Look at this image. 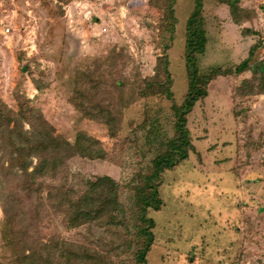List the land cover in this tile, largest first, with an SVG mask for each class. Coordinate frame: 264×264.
Instances as JSON below:
<instances>
[{"label":"rangeland","instance_id":"1","mask_svg":"<svg viewBox=\"0 0 264 264\" xmlns=\"http://www.w3.org/2000/svg\"><path fill=\"white\" fill-rule=\"evenodd\" d=\"M202 1L207 43L196 58L200 75L233 69L259 42L252 62L264 60V0ZM194 5L0 0V101L15 117L20 109L37 110L69 145L59 177L38 182L42 197L65 185L81 192L85 181L110 177L124 209L116 225L67 229L56 200L39 207L31 194L30 203L18 192L23 183L7 178L13 203L7 223L0 208V264H14L12 252L27 254L36 245L59 249L62 240L89 249L98 264H138L134 188L150 175L161 142L175 136L172 105L187 92L185 25ZM170 6L174 29L165 13ZM161 57L171 83L159 72L154 84L172 90L170 100L162 91L144 95ZM251 79L250 71L217 77L188 117L194 151L161 176L162 207L146 215L155 223L147 264H264V95L237 91ZM103 111L113 122L99 119Z\"/></svg>","mask_w":264,"mask_h":264},{"label":"trees","instance_id":"2","mask_svg":"<svg viewBox=\"0 0 264 264\" xmlns=\"http://www.w3.org/2000/svg\"><path fill=\"white\" fill-rule=\"evenodd\" d=\"M170 1L175 2V0ZM202 10L203 1L195 0L194 10L185 25L184 61L187 92L180 105H172L175 136L161 142L159 153L152 160L150 175L134 188L140 224L136 228L135 240L137 243L142 241V246L135 254L138 264H147L146 255L154 242L152 230L155 223L146 215L148 210L158 212L162 207L163 203L159 196L161 176L183 163L188 159L189 153L194 151L187 128L188 117L196 104L207 98L209 84L217 77H238L250 71L252 79L244 81L237 89L238 93L242 96L264 95V60L252 62L255 52L261 47V42L252 46L248 58L233 69L223 71L216 68L207 75H200L196 58L204 54L207 43ZM165 13L167 18L173 19L171 24L174 29L172 6L166 8ZM159 72L163 73L170 85L171 78L166 57L157 60L156 76L146 81L144 88H148L149 92L144 95L154 97L162 91L170 100L173 98L172 90L169 88L163 90L154 84ZM99 119L106 124L113 122L112 114L107 111H103ZM23 122L28 126L27 129L24 128ZM11 123L12 128H10ZM53 132L52 127L37 110L20 109L15 117V114L0 101V208L4 221L6 220L7 223V211L10 203H13L5 188L9 178L23 183L19 186L18 192L21 194L25 192L24 195L30 203H34L32 196L35 195L39 207H44V204L49 205L56 200L57 203L54 206L63 214V223L67 229L102 221L104 225H116L124 217V209L119 203V185L110 177H98L93 181H85L81 192H76L71 185L69 187L65 185V187L58 186L59 189L48 191L46 196L42 197L38 182L56 180L63 172L65 162L68 160V142L53 135ZM21 194L16 198L18 204L23 201ZM3 226L6 227L4 222ZM5 241L8 244L11 242L7 233ZM60 244L59 249L56 244L54 250L50 252L46 251V245L40 244L31 247L27 254L15 255L12 252L11 255L14 264H98L96 256L92 255L89 249L76 247L63 240Z\"/></svg>","mask_w":264,"mask_h":264}]
</instances>
